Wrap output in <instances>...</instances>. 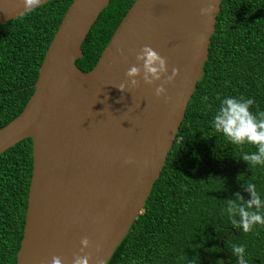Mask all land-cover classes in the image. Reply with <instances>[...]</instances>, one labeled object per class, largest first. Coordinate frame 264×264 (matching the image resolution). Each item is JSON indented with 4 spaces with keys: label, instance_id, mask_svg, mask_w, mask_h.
<instances>
[{
    "label": "water",
    "instance_id": "water-1",
    "mask_svg": "<svg viewBox=\"0 0 264 264\" xmlns=\"http://www.w3.org/2000/svg\"><path fill=\"white\" fill-rule=\"evenodd\" d=\"M208 2L134 0L87 71L75 60L109 0L70 2L32 94L0 127V153L27 137L32 144L16 264H51L53 256L72 264L85 254L88 264H106L142 211L202 76L221 0H214L211 15H200ZM23 10V0H0V24ZM144 45L166 58L167 73L152 84L137 76L131 86L125 73L142 63L136 54ZM173 67L177 75L156 96V85ZM83 237L90 243L81 251Z\"/></svg>",
    "mask_w": 264,
    "mask_h": 264
},
{
    "label": "trees",
    "instance_id": "trees-1",
    "mask_svg": "<svg viewBox=\"0 0 264 264\" xmlns=\"http://www.w3.org/2000/svg\"><path fill=\"white\" fill-rule=\"evenodd\" d=\"M71 1L49 0L0 24V127L32 94ZM133 1L109 0L81 45L82 56L75 60L80 69L93 67ZM202 71L144 207L106 264H237L230 251L234 244L245 246L248 264H264V225L245 233L224 211L227 200L242 202L237 193L243 202L250 199L245 181L264 199V165H248L240 157L255 145L231 144L211 127L225 95L252 97L251 110L264 111V0H221ZM31 150L27 137L0 153V264H16Z\"/></svg>",
    "mask_w": 264,
    "mask_h": 264
},
{
    "label": "clouds",
    "instance_id": "clouds-1",
    "mask_svg": "<svg viewBox=\"0 0 264 264\" xmlns=\"http://www.w3.org/2000/svg\"><path fill=\"white\" fill-rule=\"evenodd\" d=\"M42 0H23L24 10L22 15H27L31 11L38 8ZM215 10L214 0L209 2L199 9L202 16L211 15ZM117 51L122 49L117 47ZM138 64L131 65L125 75L128 77V83L131 86L138 84L137 76H142V79L147 84H152L154 81L161 80V76L167 73L166 58L161 56L150 45H144L136 54ZM178 69L173 67L171 74L164 77V81L156 85L154 94L160 96L166 93L165 83L170 82L177 75ZM121 90L125 89L126 85L121 83L118 86ZM168 98L167 96L165 97ZM202 100H207V97H202ZM255 101L252 97H236L225 95L219 101V107L216 109L211 127L217 133L222 134L227 140L234 145H243L249 143L256 146L253 152H244L240 155L241 159L248 165H264V111L253 112L251 106ZM245 190L250 194V199L243 202V197L237 193L238 198L242 201L237 204L231 199L227 200L224 211L227 213L229 220L234 228L238 227L241 231L247 233L253 229L254 225H264V199L261 198L257 191L256 185L251 181H245ZM238 215L239 219H236ZM81 251L89 246V239L83 237L80 241ZM231 254L236 257L237 264H248L246 260L245 246L243 244H234L231 247ZM90 257L85 255H75L72 264H88ZM51 264H62L59 256H53ZM98 264H103V260H98Z\"/></svg>",
    "mask_w": 264,
    "mask_h": 264
}]
</instances>
